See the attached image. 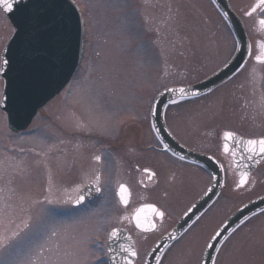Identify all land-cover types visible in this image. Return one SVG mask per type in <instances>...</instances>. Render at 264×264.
Returning a JSON list of instances; mask_svg holds the SVG:
<instances>
[{"label": "rangeland", "instance_id": "obj_1", "mask_svg": "<svg viewBox=\"0 0 264 264\" xmlns=\"http://www.w3.org/2000/svg\"><path fill=\"white\" fill-rule=\"evenodd\" d=\"M244 22L252 46L247 65L229 82L196 98L166 107L172 132L196 149L218 152L220 134L235 129L252 136L264 132V64L253 61L264 43L258 18L264 12L244 13L257 0H229ZM83 19V52L68 85L34 116L18 134L7 127L0 111V238L21 227L46 220L56 237L45 235L31 250L17 255L0 249V264H91L101 255L93 241H106L112 226L124 223L133 206L159 197L160 184L170 188L167 202L174 218L201 191L207 176L190 169L171 168L160 155L133 147L152 141L147 114L154 95L166 86L190 84L219 67L234 51L235 38L211 0H74ZM258 10V9H257ZM13 27L0 9V54ZM2 79L0 78V95ZM97 131L111 137L116 149L104 153L115 161L105 168L102 196L73 207L91 157L102 148L93 142ZM131 158L158 168L152 187H141L140 170L127 165ZM142 163V164H143ZM145 165V164H143ZM143 165H140L143 167ZM133 184V198L121 207L111 183ZM175 170L174 186L168 181ZM94 173V172H93ZM110 175V177H109ZM154 186L153 183H157ZM264 192V161L248 184L237 192L222 191L188 230L172 243L158 264H197L209 234L227 214L247 198ZM157 195V196H156ZM48 200L53 201L49 205ZM65 213L49 219V210ZM170 224L150 235H136L139 260L149 244ZM237 229V228H236ZM43 244L44 251L39 245ZM213 264H264V213L250 217L220 245Z\"/></svg>", "mask_w": 264, "mask_h": 264}, {"label": "water", "instance_id": "obj_2", "mask_svg": "<svg viewBox=\"0 0 264 264\" xmlns=\"http://www.w3.org/2000/svg\"><path fill=\"white\" fill-rule=\"evenodd\" d=\"M215 4L223 15L228 14L224 17L240 42V50L235 51L224 67L201 82L188 87H169L159 92L154 99L151 112L156 133L173 151L203 161L216 174V183L212 189L191 208V211H188L171 237L178 234L215 195L219 184V171L209 156L184 151L174 141L162 118L164 106L167 102L181 97L182 94L178 91L180 88L186 90L183 94L186 97L193 96L192 92L200 94L215 86L235 72L246 57L248 40L242 22L231 10L227 0H215ZM4 14L13 26L14 32L0 55L1 61H8L7 64H0L2 69L0 77L4 81L0 109L7 115L9 129L18 132L29 125L37 111L58 94L74 74L82 52L83 26L78 9L72 0H18L13 10ZM242 148L243 146L238 149L239 152L234 159L237 165L244 167V172L247 171L249 174L256 164L253 166L251 161L242 159ZM85 196L86 199L93 197L87 193ZM262 208L264 195L243 205L218 231L222 235L216 240L211 239L209 244L213 247H206L201 264H211L216 248L226 234L245 216ZM123 235L124 232L114 247L124 242ZM170 240V237L162 239L151 250L146 260L147 264L155 263L160 251Z\"/></svg>", "mask_w": 264, "mask_h": 264}, {"label": "flooded vegetation", "instance_id": "obj_3", "mask_svg": "<svg viewBox=\"0 0 264 264\" xmlns=\"http://www.w3.org/2000/svg\"><path fill=\"white\" fill-rule=\"evenodd\" d=\"M260 7H264V5H262ZM260 7L257 8L258 10L256 12H259ZM259 56H261V55H259ZM255 57L256 56H253L252 57L254 62H256L259 65H263L264 64V63L257 62L255 60ZM248 59H250V58H247L246 60L248 61ZM226 60H228V58ZM247 63L245 65H247ZM232 76L229 77L228 79H226L225 81H223L222 83H220L219 85H221V84H223L225 82H229L232 79ZM191 83H193V82H191ZM177 85H186V84H177ZM219 85H217V86H219ZM217 86H215V87H217ZM214 88H212L211 90H213ZM211 90H209L206 93H209ZM206 93H204V94H206ZM193 98H196V97H193ZM193 98H189V99H193ZM189 99H181V100L176 101V103H179V102L184 101V100H189ZM147 117H148V124H149V126L151 128V139H152V141L147 142L146 144H142L140 146V144H141V143L139 144V141H140L139 138L140 137L138 135L134 134L133 137H132L133 138V141L132 142L135 143V145L132 144L133 147H136V148L140 147L142 149L141 150L142 153H145L146 151H150L151 153H153L152 154L153 156L160 155V157H162L164 159V161L167 162L165 164L171 166V168H175V169L176 168H179V169L180 168H183V169H186L187 168V169H190V170H193V171L197 172L198 174H200V176H201V174H203L204 176L206 175L207 176V181L205 182V184H204L203 188L201 189V191L198 192V194H196L189 201V203L181 210V212L175 218H174V215H172L170 213L169 208H168L169 205L167 204V202H170V199L173 200L174 194L170 190L171 187L164 188L163 186H161V183H162L161 182V183H159L160 184V189L158 188V193L157 194L159 195V197L157 199L154 198V200L153 199L152 200H144V201L139 202L137 205L133 206V209H130V211L127 212L126 216L123 219L124 220V223L122 225H120V226H112V227L121 228L124 231H126L130 235V237L132 238L133 244H134L136 250L138 251V241L136 239V235H150V234H153L154 232L158 231L160 229L161 225H163L165 223L170 224V226L167 229H165L164 231H162V233H160L158 236H156L153 239V241L149 244V246H148L147 250L145 251V253L148 251V249L151 246H153V244L159 238L163 237L164 235H166L167 233H169L172 230V228L175 226V224L177 223V221L179 220V218L181 217V215L184 213V211L193 202H195L204 193V191L209 187V185L212 183V178H213L212 170L210 169L209 165H206L205 163H202V162H194V161L188 160L183 155H181L179 153L173 152V151L168 150V149L165 150L164 144L158 138V136L155 134V132H154V130L152 128L151 119H150V113L147 114ZM164 117H165V113H164ZM167 126H168V124H167ZM225 131L234 132V133H236V136L237 137L248 138V139L249 138H259L261 136H264V132L263 133H260L258 135H252V136L250 135V136H247V135H244L243 133H241V132H239V131H237L235 129H225L224 131L221 132L220 137H219V140H220V148H219V151L218 152H213V151H209V150L196 149L195 147H192V146L186 144L185 142H183L180 138H178L176 136V134H174V132L171 131V133L173 134V136L176 139V141L178 143H180V145H182V147H185L186 149L191 150V151H193L196 154H200V155H210V156L214 157L218 161L219 168H220V186L218 187L219 189L217 191L216 196L214 197V199L208 205L205 206V208L203 209V211L196 217V219H194V221H192L190 223V225L172 243H174L176 240H178L188 230V228L191 227V225L197 220V218L203 212H205L209 208V206L215 201V199L217 198V196L222 191H224L226 189L227 190L229 189V190H231L233 192H237V191L241 190L242 188H244L248 184V182L250 181V179L252 178V174L254 173V171L264 161V159H262L261 162L250 172V174L247 177V181L243 185H241V186L238 187L237 185L240 182L241 173L244 172V167H236V165H235L236 162H235V159H234V157L236 155L233 156L231 151H229V152L226 153L223 150V147H224V144L225 143L228 144V146H229L230 149L235 147L234 141H231V140L225 141L223 139V133ZM93 138H94L93 139L94 144H97L98 147H100V149L102 148V150L104 152H101L100 151L97 155H94L93 157H91V163L90 164L92 166L91 167L90 166L88 167L89 170L86 172V175H84L85 181L82 184V186L79 189V191L83 187H85V186H87L89 184L95 185V183H96V179L95 178H96L97 175H99V177H100V184H99V186L101 187L102 190H104V186H105L104 184L107 185V183H105V179H104V181L103 180L101 181V175H104L103 177L108 178V176H105L106 175V171H105L106 169L105 168H107V166L109 164L112 165V163L115 161V159L113 157H110L109 158V163H108V160H106V156L104 154L106 151L108 153V150L109 149H114V150L116 149L115 142H113V141L110 140L112 138L109 137V136H106V135H102L98 131H97V134H94L93 135ZM173 153H175V155H173ZM237 153H238V149L236 151V154ZM97 156L100 157L99 160H96L95 159V157H97ZM181 156H183L184 159H180ZM126 163H128L127 165L130 167L129 168L130 171H132V169L140 170L141 171V173L143 175V182H140L139 183L141 185V187H146V186L149 187V188L152 187V185H151L152 182L154 180H157V175H156L157 172H158V168L157 167L148 164L146 161H144V163H143L138 158H131V160L128 161V162H126ZM142 163L145 164V165H143ZM140 165H143V167H141ZM110 169H111L110 172H111V175H112L111 177L109 175V177L112 178L110 185H112V181L114 180V183H113L114 189L113 190H114V194H115V196L117 198V201H118V196H117L118 187H119L120 184H123V185L126 186V189H127V204L124 205V206H122V205H120L119 201H118V203H119V205L121 207H128L130 205L131 201H132V198H133V189H132L133 185H131L133 183L132 182L129 183L127 181L115 182L114 172H112L113 171V166H111ZM145 169H148L149 172H145ZM153 173H154V175H152ZM174 176H175V178L177 176V174L175 173V170L171 171L170 175L168 176V181H172L173 180L172 181V183H173L172 186H174ZM153 185L157 187L158 186V182L157 183H153ZM263 194H264V192H260V193H258L256 195H253V196L247 198L246 200L242 201L237 206H235L227 214V216L224 219H226L233 211H235L239 206H241L242 204H244L246 201L251 200V199H253L255 197H258L260 195H263ZM78 195H79V193L76 194V196H75V198L73 200H75L76 198H78ZM143 204H145V205L146 204L147 205H151L153 207H149L148 206L147 209L149 211H144V214L139 216L141 223H143L145 225H149V224H155L156 225V227H155L154 230H150V231H147V232L138 229L136 227V219H134L135 211L138 209L139 206H141ZM77 206L78 205H75L73 207H77ZM154 208L155 209H159V210H161V211H163L165 213V215H164V217L162 219L160 217H158V216L155 215ZM250 217H252V216H250ZM236 228H237V226L234 229H236ZM212 232L209 234V236H208L209 238H210ZM232 232L233 231H231L226 236V238ZM208 237L204 241L203 245L201 246V249H200L201 252L203 251V249L205 247V244H206V242L208 240ZM224 241H225V239H224ZM171 244H169L167 247H165L164 251ZM163 252H162L161 256L163 255ZM139 257H140V255H138V257L136 258L135 263L137 262V260H139ZM140 260H141V258H140ZM158 262H159V260H158ZM158 262H157V264H158Z\"/></svg>", "mask_w": 264, "mask_h": 264}, {"label": "snow or ice", "instance_id": "obj_4", "mask_svg": "<svg viewBox=\"0 0 264 264\" xmlns=\"http://www.w3.org/2000/svg\"><path fill=\"white\" fill-rule=\"evenodd\" d=\"M18 2V0H0V9H2L5 13H9L13 10L14 5ZM213 3H215V0H213ZM264 5V0H257V3L254 4L249 11L245 12V16L252 15L253 12L257 11V8ZM260 11L264 12V7H260ZM228 14L224 13V16L226 17ZM259 23L264 24V20H260ZM234 50L239 51L240 50V42L237 40L235 41ZM246 55L248 58H251L252 56V46L251 44H248L246 46ZM255 60L259 63H264V57L257 55L255 57ZM0 63L7 64V60L0 61ZM247 63V60L245 59L244 63H241L239 67L236 69V73H239ZM2 70V69H0ZM235 75V73H234ZM168 91H175L174 89H167ZM178 91L182 94L181 98L184 97L185 89L180 88ZM197 93L192 92L191 95H196ZM170 104L176 103L175 100L169 101ZM223 139L225 141H234L235 147L229 148L228 144L225 143L223 150L227 153L229 151L232 152V155H236L237 149H239L241 146L242 152L241 157L242 159H247L248 161H251L253 166L257 163H259L260 159H264V136H261L259 138H249L247 140L243 138H237L236 133L231 131H225L223 133ZM165 150H167V146H165ZM175 155V153H173ZM96 160H99L100 157H95ZM180 159H184L183 156L180 157ZM247 168L248 165H245ZM145 172H149L148 169H145ZM154 175V173L152 174ZM248 172H242L241 173V179L238 187L243 185L247 181ZM96 183L95 186L91 189L95 192L99 193L101 192L100 184V177L99 175L96 176ZM127 191L125 185H121L117 195L120 197V202L122 204H127V200L125 199L123 193ZM86 199L85 193L82 190L78 198L71 201L73 205H82ZM47 203L49 205L53 204V201L48 200ZM149 207H153L149 205ZM191 211V209H189ZM155 215L160 217L161 219L164 217L165 213L159 209L154 208ZM261 213H264V209L261 210ZM65 213L57 212L55 208H52L49 210V219L55 220L56 216L64 215ZM257 215V213L253 212L252 216ZM248 219H250L249 216H245L241 221L240 224L237 225V229H233L232 231L238 230L241 225H243ZM31 217L24 219L21 221V227H19L16 231H13L10 236L0 238V249L3 248H13V250L16 252L17 255H20L24 253L25 251L31 250L35 245L38 244L39 241L42 240V238L45 235H50L51 237L57 236V231L52 229L50 224L43 219H38V222L36 223H30ZM136 227L142 231H150L154 230L156 225L155 224H149L145 225L141 223L140 218L136 217ZM227 231V229H226ZM122 230L118 228H112L111 231L108 232L106 241L104 243H101L100 241L96 240L92 242V247L95 248L98 252L101 253L99 256H95L93 260L91 261V264H135V259L138 257L139 253L136 250L134 244L131 241V237L127 236L126 234L123 235V243H119L117 245L118 241L121 239ZM222 233L217 232L215 235L211 237L212 240H216L217 237L221 236ZM171 239H175V237H171ZM227 239V238H225ZM208 247H213L212 244H208ZM40 251L43 252L44 246L43 244L39 245ZM167 247V245H165ZM157 261L159 260V257L156 258ZM4 264H10L9 261H4ZM31 264V262H30ZM145 264H147V261H145Z\"/></svg>", "mask_w": 264, "mask_h": 264}, {"label": "bare ground", "instance_id": "obj_5", "mask_svg": "<svg viewBox=\"0 0 264 264\" xmlns=\"http://www.w3.org/2000/svg\"><path fill=\"white\" fill-rule=\"evenodd\" d=\"M199 260V259H198ZM198 264V263H197Z\"/></svg>", "mask_w": 264, "mask_h": 264}]
</instances>
